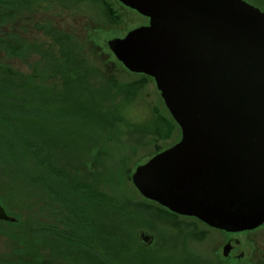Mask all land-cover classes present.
Wrapping results in <instances>:
<instances>
[{
	"label": "rangeland",
	"instance_id": "1",
	"mask_svg": "<svg viewBox=\"0 0 264 264\" xmlns=\"http://www.w3.org/2000/svg\"><path fill=\"white\" fill-rule=\"evenodd\" d=\"M5 1L8 26L0 38L11 30L23 57H9L0 46V80L12 67L48 88L38 100L50 101L52 112V99L60 98L55 105L63 114L80 116L75 123L47 117L31 126L50 142L79 192L72 195L78 210L71 212L39 183L30 188L15 165L0 166V203L16 219L0 220V264H264V225L237 237L244 260H227L220 232L199 219H174L133 185L139 166L182 139L155 79L131 73L109 44L149 26L150 19L118 0H32L24 20L28 9L16 7L25 0L0 5ZM253 5L264 11V0ZM27 24H38L39 32L28 34ZM69 225L76 238L67 242ZM141 230L155 236L151 248L140 243Z\"/></svg>",
	"mask_w": 264,
	"mask_h": 264
},
{
	"label": "water",
	"instance_id": "2",
	"mask_svg": "<svg viewBox=\"0 0 264 264\" xmlns=\"http://www.w3.org/2000/svg\"><path fill=\"white\" fill-rule=\"evenodd\" d=\"M149 26L109 42L148 75L182 139L133 185L175 214L229 232L264 224V11L243 0H118ZM0 220L15 223L0 203ZM151 246L153 237L141 231Z\"/></svg>",
	"mask_w": 264,
	"mask_h": 264
},
{
	"label": "trees",
	"instance_id": "3",
	"mask_svg": "<svg viewBox=\"0 0 264 264\" xmlns=\"http://www.w3.org/2000/svg\"><path fill=\"white\" fill-rule=\"evenodd\" d=\"M3 5H7V2L0 5V25L3 24L1 17L8 15L7 7L2 13ZM17 8H20V6H17ZM9 43V47L4 43L0 46L2 49H6L9 57L20 56L22 58L23 50L16 48L17 46L11 48L12 42L9 41ZM3 71V79L0 80V166L15 165L18 173L21 174V178L29 183L30 188L39 183L52 196L62 200L66 210L77 211L78 207H75L72 195H78L79 190L74 186L72 176L58 163L50 142L46 139H39L31 126L35 121H41L47 117L55 120V124H61L65 120L75 123L80 116L73 115L75 117H71L63 114L61 112L63 108L55 105L57 102H61L62 99L60 98L52 99L55 101V104H52L54 106L52 112L50 101H46L45 105L42 100H38L44 94V96L48 95L46 86H34L30 76H20L12 67ZM40 94L42 96L38 97ZM34 96L36 101L32 100ZM34 102L37 107L33 105ZM54 149L66 153L65 148L58 146ZM121 159L124 158L121 157ZM20 164L25 167L20 166ZM29 166L34 169L27 170ZM70 227L69 225V233H63L66 241L68 240L67 242L76 238ZM47 229L49 232L55 230L50 226Z\"/></svg>",
	"mask_w": 264,
	"mask_h": 264
},
{
	"label": "flooded vegetation",
	"instance_id": "4",
	"mask_svg": "<svg viewBox=\"0 0 264 264\" xmlns=\"http://www.w3.org/2000/svg\"><path fill=\"white\" fill-rule=\"evenodd\" d=\"M243 1L247 2L248 4H252V5H253V3L259 2V0H253L254 2H252L251 0H243ZM29 2H32V0H25L24 3H21L20 4L21 5L20 6L21 8H20L19 11L21 13H23V10L25 11V10L28 9V12L26 14L27 16L25 15V17H23L21 15V13H20V15L24 18V20H25V18L27 19V17L29 18V14H28L29 11H30V3ZM34 4L35 3H31V5H34ZM9 11L13 14V12L11 10H9ZM261 11H263V10H261ZM1 20H2L3 24L0 25V32L4 33L7 28L4 30L3 27L8 26V15H4L3 18L1 17ZM36 29L39 32V30H38L39 29L38 24L36 26H31V25H28L27 24V26H26V31H28L27 32L28 34L33 33ZM9 32L11 33V30H9ZM41 32H43V31H41ZM10 33H9L10 39H9L8 35L3 34L4 38L3 39L0 38V41H1L0 44H3L4 43V44H6L9 47V44H10L9 41H11L12 42V45H10V47L14 48L13 47L14 46L13 45V39H12L13 37L11 35L12 33L11 34ZM170 214H171V216L174 219H178V218L191 219L192 218V220H195V221L198 220L197 218H194V217H184V216L178 215L177 213L175 214L173 212H170ZM198 221L200 222V220H198ZM207 227L209 229H213L214 231L220 232L221 235L223 236L222 242H221L220 246H221V251H222V253L224 255V259H227V260H235V261H238L239 260V261H241V260H244L245 259L246 254H245V252L242 249V247H243L242 241L239 240L237 237L240 236V235H247L248 233H252L254 231H258V230H260V228L262 226H260L259 229H256V230H248V231H245V232H236V233L229 232V231H226V230L223 231V230H220V229H216L214 227H212V228L209 227V226H207ZM141 231H144V230H141ZM141 231L138 232L137 237H138L140 243L143 244V242H142V240L140 239V236H139V234L141 233ZM144 232H146V231H144ZM148 234L151 235L150 233H148ZM151 236L154 238L153 239V243H152L151 246H146L145 244H143L146 248H151L154 245V243H155V239H156L155 236L154 235H151ZM224 238H225V240H224ZM190 254L192 255V258H194L193 257V254L192 253H190ZM190 261L188 260V262H190Z\"/></svg>",
	"mask_w": 264,
	"mask_h": 264
}]
</instances>
